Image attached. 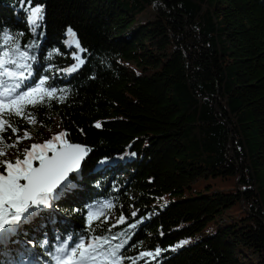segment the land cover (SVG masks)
<instances>
[{"label":"trees","instance_id":"1","mask_svg":"<svg viewBox=\"0 0 264 264\" xmlns=\"http://www.w3.org/2000/svg\"><path fill=\"white\" fill-rule=\"evenodd\" d=\"M37 5L33 36L27 0H0V45L19 36L36 57L24 86L48 77L64 99L29 108L37 126L14 124L39 138L56 128L90 151L50 207L0 238V264H53L65 242L120 232L125 257L161 249L137 264H264V0ZM69 28L85 53L66 43ZM73 53L85 63L68 73ZM233 209L245 215L222 218ZM93 210L103 215L90 230Z\"/></svg>","mask_w":264,"mask_h":264},{"label":"snow or ice","instance_id":"2","mask_svg":"<svg viewBox=\"0 0 264 264\" xmlns=\"http://www.w3.org/2000/svg\"><path fill=\"white\" fill-rule=\"evenodd\" d=\"M27 3L30 30L35 36L37 29L42 27L44 10L40 5L31 7V0H27ZM67 36L66 43L69 46L74 45L79 53L87 51L80 45L76 33L71 28L67 30ZM37 46L34 39L25 47L31 49ZM0 48L3 49L0 50V238H2L15 232L22 220L27 222L40 210L51 206V201L71 183L70 175L80 170L90 149L70 143L65 138L67 132L57 133L44 143H32L26 148H19L25 139L32 137L28 131L21 134L13 118L35 124V117L28 111L29 108H35L46 100L59 99L63 102L64 97H57L56 88L45 87L48 77L40 78L33 86H24L25 81L32 76V65L29 61H34L36 57L30 55L28 50L21 49L19 36L13 37L5 32ZM73 59L75 63L64 69L65 72H76L85 63L78 53H73ZM101 126L99 122L95 124L97 128ZM9 133L11 135H8ZM13 137L14 142H9ZM12 149L17 150V155L14 159H9ZM103 207L110 208L112 205L105 204ZM102 215V210L89 212L87 220L90 230L92 222L99 220ZM132 216H136V213L133 212ZM125 222V217L121 215L117 224ZM129 227H135V224ZM124 236L125 232L111 237L90 236L87 242L81 237L70 247L65 242L56 249L54 259L56 264H122L125 259L131 260V264H137L138 260L147 257L155 259L161 253V249L156 248L154 252H141L138 257H125L120 254V250L127 243V240L121 239ZM113 240L121 242L113 245ZM67 241H72V237H67ZM187 243L188 241H181L175 247H182ZM44 244H47V241Z\"/></svg>","mask_w":264,"mask_h":264},{"label":"rangeland","instance_id":"3","mask_svg":"<svg viewBox=\"0 0 264 264\" xmlns=\"http://www.w3.org/2000/svg\"><path fill=\"white\" fill-rule=\"evenodd\" d=\"M146 17L147 16L143 17L141 19V21L144 20V19H146ZM33 125H36L37 126L38 123L36 122ZM23 132H20V133L22 134ZM29 133L31 134V137L32 138L31 139H25L19 145V148H21V149L22 148H26V147H28L32 143H44L46 140L52 138L55 134H57L58 133V130L55 128V130H53L52 132H49L48 134H46L42 138H39L37 135H35L32 132H29ZM16 155H17V150L16 149H12V150H10V155H9L8 158L9 159H14ZM93 211H96V210H93ZM244 215L245 214H242V212L239 209H233V210H230L228 213L224 214L222 218L225 219V220H230L231 218L238 219L240 217H243ZM105 219L108 220V221H111L114 224H117V221H118V217L115 216V213L114 212H111L110 214L105 215ZM218 220H217V222H218ZM217 222L210 223L209 226L204 230L203 234H211V233H213L215 231V228L218 226V223Z\"/></svg>","mask_w":264,"mask_h":264},{"label":"water","instance_id":"4","mask_svg":"<svg viewBox=\"0 0 264 264\" xmlns=\"http://www.w3.org/2000/svg\"><path fill=\"white\" fill-rule=\"evenodd\" d=\"M88 155H89V152H88ZM88 155L86 156V158L88 157ZM86 158H85V159H86ZM85 159H84V160H85ZM83 162H84V161H83ZM83 162H82V163H83ZM81 165H82V164H81ZM73 174H74V173H73ZM73 174H71V175H73ZM71 175H70V176H71Z\"/></svg>","mask_w":264,"mask_h":264}]
</instances>
